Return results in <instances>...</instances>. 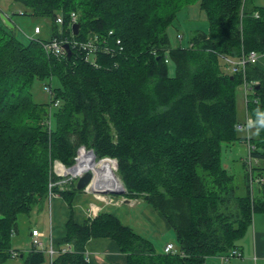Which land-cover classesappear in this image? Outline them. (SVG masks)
Here are the masks:
<instances>
[{
  "label": "trees",
  "instance_id": "trees-1",
  "mask_svg": "<svg viewBox=\"0 0 264 264\" xmlns=\"http://www.w3.org/2000/svg\"><path fill=\"white\" fill-rule=\"evenodd\" d=\"M16 1L29 14L50 19L49 39L82 41L99 34L109 48L88 58L74 48L54 55L38 39H18L0 18V261L13 256L22 264L44 260L41 250L12 249L11 237L17 232V216L29 214L49 192H57L67 205L60 249L70 244L49 264H88L85 245L90 238L113 240L124 255L122 264H204L209 257L238 249L254 213H264V129L257 135L254 126L253 137L237 133L235 96L243 81L254 82L245 108L255 125L264 114V68L248 60L244 73L231 72L226 59L250 51L264 55V4ZM191 2L205 12L208 29L196 30L188 45L171 46L167 27ZM71 12L79 23L76 34ZM55 16H62V23ZM53 77L59 85H45L51 89L49 101L34 102V79ZM235 141L253 145L251 166L247 159L241 163L242 191L221 158L222 144ZM79 146L92 149L97 158L116 159L124 197L143 199L163 216L175 234L172 251L158 249L106 210L75 222L73 198L82 190L74 179L57 183L60 179L50 168L55 160L71 165ZM253 181L258 183L256 195Z\"/></svg>",
  "mask_w": 264,
  "mask_h": 264
},
{
  "label": "rangeland",
  "instance_id": "rangeland-1",
  "mask_svg": "<svg viewBox=\"0 0 264 264\" xmlns=\"http://www.w3.org/2000/svg\"><path fill=\"white\" fill-rule=\"evenodd\" d=\"M251 2L256 5L264 4V0H252ZM0 13L4 14L9 18L12 24L11 28L13 29L17 38L20 39L21 41H27L30 38L38 39L40 41H49L50 35L52 33V28H51L52 23L49 18L38 17L29 14V9L23 6L22 4H20L19 2H17L16 0H0ZM35 26L39 27L38 33L34 32ZM207 29H208V23L205 12L201 8H199L197 2H191L189 4L182 6L178 10L176 17L174 18L172 23L167 27V35L169 37V43L171 46L188 45L189 37L196 30L207 31ZM180 36L181 38H179ZM166 62L169 64L168 57L166 59ZM251 62L256 63L262 68H264V55L256 54V57L252 59ZM169 73L170 74L173 73L172 64L169 65ZM242 84L237 88L236 96H235L236 118L238 121L237 124H241V125L245 124L247 119L250 118L245 108V95ZM45 85H49L52 88L53 86H58L59 81L56 77H53L52 79H48V78L34 79L30 89L31 97L34 102L47 103L49 101L50 94L45 89ZM53 109H51V113ZM247 132L249 137L255 136L254 126L252 127L248 126V131H246L245 128L237 129V133L242 136L245 135L247 136ZM81 147L86 151L92 150V149H86L84 146H79L76 150L74 162L71 165L66 167L60 161L57 160L53 161V163L51 164L50 172L53 173L55 176H57L58 180L62 179L64 176L65 177L64 182L66 183L67 181L70 180L69 178L70 173L63 174V176H61L62 173L58 175L56 165L60 164L63 167L65 166L64 168H68L73 164H75L78 151L79 149H81ZM221 151H222L221 158L223 164L225 165L228 171L234 174L235 181L239 185V191H242V187H243L242 176L244 174V168L242 167L241 163L242 160L248 157L246 143L239 141H235L230 144L224 143L222 144ZM94 156L95 159L97 160L102 158H109V160L115 159L109 156L97 158L95 153ZM251 161L253 162V159ZM112 165L113 166L111 167H113L112 168L113 174L118 179V181L122 183L119 175L117 174L116 159H115V163L114 161L112 162ZM96 169H99V167H96ZM77 178L78 177L76 176L73 177L75 182ZM95 179L96 176L93 175L92 180L89 182V184L86 187V190L84 189L82 191L77 192V194H80L83 193V191H85L88 192V194H91L93 198L92 204H94L95 206L100 207V205L106 203L101 201L98 195L104 197L111 196L113 199H117V201L123 198L127 199L128 201L133 200L124 197V194L121 196L118 194L93 193L92 191H88L91 189V187L95 185ZM263 181H264V176H263ZM251 188H252V194L256 195L258 191V183H256V181H253L251 184ZM54 194L60 196L57 192H55ZM59 201L63 204V206H65L66 203L64 201L61 200ZM128 201L122 200L120 203H122L121 205L126 210V215H127L126 218L129 222V225L132 227L134 231L151 239L158 249L162 248V246L166 241L172 242L174 243V245H176L174 231L168 226H167V230L161 231V229L157 226L156 221L152 217L153 214L151 213L145 214L147 213L146 210L149 208L153 212L157 213V215H159L161 219H163L161 214L158 213V211L156 212L143 199H138V201L135 200L136 203L133 206H129ZM52 217H53V209L52 207L49 206L48 200L43 201V203H37L32 208L31 212L27 215L19 214L17 216V232H15L11 237V248L18 251H25L28 248L29 240H30V231L33 227L44 230L47 234V237L44 238V241L48 242ZM242 238L243 237H241L239 241H241ZM240 256H232L231 258L235 257V259H238ZM0 264H22V259L19 256H13L10 258H6L3 261H0ZM40 264H49V257L47 253H45L44 260ZM107 264H110L109 261H107Z\"/></svg>",
  "mask_w": 264,
  "mask_h": 264
},
{
  "label": "crops",
  "instance_id": "crops-1",
  "mask_svg": "<svg viewBox=\"0 0 264 264\" xmlns=\"http://www.w3.org/2000/svg\"><path fill=\"white\" fill-rule=\"evenodd\" d=\"M130 199L132 200V198ZM138 199L140 198H133L132 201L127 200L129 203L128 205H135V200L138 201ZM46 200H48L49 206L53 209L54 217L51 219L49 239L51 240L52 246L54 248H58L61 246L59 245V239L63 235L64 223L68 218L69 211L66 204L63 206V204L59 201H64L61 196L54 194L50 197V199L46 198ZM122 200L126 201L124 198L119 199L118 201L117 199H113V201L110 203H104L100 205L99 210L111 212L117 216L122 223L129 225V222L126 218V210L121 205L122 203H120ZM92 203V195L88 194V192L83 191V193L75 194L72 206L73 218L75 222H81L83 218L88 215L89 207ZM146 212L147 213L145 214H153L152 217L156 221L157 226L161 229V231L167 230V226L169 227V225L162 215L161 216L163 219H161L157 213L153 212L149 208L146 210ZM38 230L47 235L44 230ZM242 237L243 238L241 241H237L238 250L240 251L241 256L238 259H235V257L230 258L223 264H264V213H254L252 223L247 228ZM168 242L169 241H166L164 245ZM85 255L88 264H107V261H109L110 264H122L125 261L124 255L118 251L115 242L109 238H90L85 245ZM221 263L222 262L219 257H209L204 262V264Z\"/></svg>",
  "mask_w": 264,
  "mask_h": 264
},
{
  "label": "bare ground",
  "instance_id": "bare-ground-1",
  "mask_svg": "<svg viewBox=\"0 0 264 264\" xmlns=\"http://www.w3.org/2000/svg\"><path fill=\"white\" fill-rule=\"evenodd\" d=\"M71 13H73V12H71ZM71 13H70V15H71ZM74 22H76V20ZM74 22H72V20H71V23H74ZM110 34H111V31H108V35H110ZM96 35H97V40L95 41V45H96L95 49H84V48H74V49L84 52L86 58H88L91 55H96V53L99 51L106 52L109 48V46H107L108 43L106 42L105 38H100L99 34H96ZM90 40H93V34L90 35L88 39L82 40L81 42L85 43V42L90 41ZM64 45H63V47H64ZM42 46L47 53H52L51 51H47L45 49L44 43H42ZM71 51H72V49H70V53H71ZM52 54H54V53H52ZM62 54H68V53L64 49V51L59 55H62ZM233 59H235V58H233ZM244 69H245V65L241 66L239 68V71L244 73ZM228 70H229V68H228ZM242 85H243V89H244L245 102H246L248 99L249 92L252 90V83L243 81ZM45 89L49 92L50 96H52L50 87L45 86ZM57 104H58L57 99L54 100V102L52 104H50L49 109H48L49 115H50L52 107H56ZM49 122H50V120H48V124H49ZM238 125H240V124L235 125L236 129L239 128ZM113 161L115 163V159H112V160H109V159L96 160L92 150L86 151V150L82 149V147H81V149H79V151H78V155H77V159H76L75 164H73L72 166H70L68 168H64L65 166L63 167L60 164H57L56 167H57L58 175H60L62 173L61 176H63V174H69L70 173V176H71V177L69 176L70 179H73V177H75V176L79 177L85 171L91 172L92 175H91L90 181L92 180L93 175L96 176V179H95V185L93 187H91L90 190L94 193H100L101 190L115 188V187L117 188L120 186V182L118 181V179L115 177V175L112 172L113 167H111V166H113L112 165ZM58 166H59V169H58ZM96 167H99V169H96ZM64 180H65V177L63 176V179H60L59 182H57V183H62V182H64ZM51 185H53V183H49V186H51ZM53 194L54 193L49 192L47 198L50 199V197ZM30 233H31V231H30ZM46 237H47V235H44V238H46ZM32 240H33V238L31 237L29 240L28 247H32L36 250H41L44 253H47L50 257H53L56 254V252H58L60 250H66V249L70 248V244H64V246L61 247V249H60V247H58L59 249L54 248L52 246L50 239L48 240V242H45L41 247H37L33 244Z\"/></svg>",
  "mask_w": 264,
  "mask_h": 264
},
{
  "label": "built area",
  "instance_id": "built-area-1",
  "mask_svg": "<svg viewBox=\"0 0 264 264\" xmlns=\"http://www.w3.org/2000/svg\"><path fill=\"white\" fill-rule=\"evenodd\" d=\"M255 15L257 16V14L255 13ZM72 22H74L76 20V15L74 13H71L70 15ZM54 21L56 23H62V16H55ZM34 32L38 33L39 32V27L35 26L34 27ZM97 40V35L93 34V40L87 41L85 43L81 42V40H77V39H71V38H57V37H53L51 39H49V41H41L42 43H44V47L47 51H51L52 53H54L55 55H59L64 51V44H68L70 49L72 48H84V49H95L96 45H95V41ZM117 42H119V40H117ZM256 57L255 52L250 51L247 55H242L240 57H237L235 59H226V61L229 63V70L231 72L234 71H238L239 68L241 66H244L248 60H252ZM252 84H254L253 81H251ZM251 121L250 118L247 119L245 124H240L238 125V127L241 128H245L246 131H248V126H249V122ZM253 149V145L251 144H247V151L249 152L250 150ZM247 164L250 167L252 162H251V157L248 156L247 158ZM100 198L101 201L103 202H112L113 198L111 196L108 197H104V196H98ZM99 210V207L95 206L94 204H91L89 207V213L87 216H94L96 215L97 211ZM44 233L36 228H33L31 230L30 233V238L32 237L33 240V244L37 247H41L45 241H44ZM174 248L172 243H166L163 247V251L164 252H170L172 251ZM16 251L12 252V255H16ZM232 256H240V252L238 251L237 248H233L228 254L220 256L221 259V264H223L224 262L228 261ZM49 261H51V258L49 255Z\"/></svg>",
  "mask_w": 264,
  "mask_h": 264
},
{
  "label": "water",
  "instance_id": "water-1",
  "mask_svg": "<svg viewBox=\"0 0 264 264\" xmlns=\"http://www.w3.org/2000/svg\"><path fill=\"white\" fill-rule=\"evenodd\" d=\"M0 18L2 19V21L4 22L5 25L9 26L10 28L12 27V24L9 20V18L7 16H5L4 14L0 13ZM78 27H79V23L78 22H74L71 25V29H72V33L76 34L78 32ZM64 49L66 50V52L69 54L70 53V48L68 44L64 45ZM94 153V152H93ZM91 172L89 171H85L82 175H80L76 181V189L78 190H86L87 184L89 183L90 179H91ZM91 191V190H88ZM94 193V192H93ZM100 193H109V194H118V195H123L125 193V187L123 186L122 183H120L119 187H115V188H110V189H104L101 190ZM127 201V199H126Z\"/></svg>",
  "mask_w": 264,
  "mask_h": 264
},
{
  "label": "clouds",
  "instance_id": "clouds-1",
  "mask_svg": "<svg viewBox=\"0 0 264 264\" xmlns=\"http://www.w3.org/2000/svg\"><path fill=\"white\" fill-rule=\"evenodd\" d=\"M262 118L258 119L255 122V125L253 124V122H249V126H255L256 127V134L258 135L259 132L261 131V129H264V114H259ZM122 196V195H121Z\"/></svg>",
  "mask_w": 264,
  "mask_h": 264
}]
</instances>
